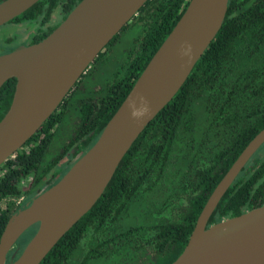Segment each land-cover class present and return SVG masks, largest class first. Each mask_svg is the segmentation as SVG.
Listing matches in <instances>:
<instances>
[{
  "label": "trees",
  "instance_id": "1",
  "mask_svg": "<svg viewBox=\"0 0 264 264\" xmlns=\"http://www.w3.org/2000/svg\"><path fill=\"white\" fill-rule=\"evenodd\" d=\"M4 0H0V3ZM81 0H39L0 27V55L40 42ZM190 0H147L37 132L0 166V236L15 202L53 186L99 138ZM16 79L0 87V120ZM264 128V0H229L223 24L103 194L40 264H172L214 188ZM31 177L32 186L20 182ZM264 204V144L207 227ZM31 226L7 255L16 260ZM18 245L20 249L18 250Z\"/></svg>",
  "mask_w": 264,
  "mask_h": 264
},
{
  "label": "water",
  "instance_id": "2",
  "mask_svg": "<svg viewBox=\"0 0 264 264\" xmlns=\"http://www.w3.org/2000/svg\"><path fill=\"white\" fill-rule=\"evenodd\" d=\"M39 0H4L0 27ZM147 0H81L40 42L0 55V87L16 79L0 120V166L56 110L103 48ZM229 0H190L97 141L49 189L7 221L0 236V264L18 239L38 224L16 260L40 264L57 242L103 194L119 163L144 128L175 96L219 32ZM190 50V51H189ZM188 52L187 55L184 53ZM139 96L150 113L136 120L129 104ZM264 144V128L248 143L212 191L182 253L172 264H264V204L207 227L219 201Z\"/></svg>",
  "mask_w": 264,
  "mask_h": 264
},
{
  "label": "flooded vegetation",
  "instance_id": "3",
  "mask_svg": "<svg viewBox=\"0 0 264 264\" xmlns=\"http://www.w3.org/2000/svg\"><path fill=\"white\" fill-rule=\"evenodd\" d=\"M9 159V158H8ZM25 181H28L27 182V185L24 187V182ZM20 186L22 188V190H24L25 188L28 189L29 187L32 186V180H31V177H28L26 179H23L21 182H20ZM33 193V189H30V191L26 194V195H23L21 196L19 199L16 200L15 202V205L13 207V210L16 211V213H18L20 210H22L28 203H30L34 198H31V195ZM41 194V193H40ZM39 194V195H40ZM38 195V196H39ZM37 197V196H36ZM35 197V198H36ZM15 213V214H16ZM26 246V245H25ZM18 250L21 248L20 245H18ZM24 249V248H23Z\"/></svg>",
  "mask_w": 264,
  "mask_h": 264
},
{
  "label": "clouds",
  "instance_id": "4",
  "mask_svg": "<svg viewBox=\"0 0 264 264\" xmlns=\"http://www.w3.org/2000/svg\"><path fill=\"white\" fill-rule=\"evenodd\" d=\"M184 54L187 55L188 52H185ZM138 99L139 107L136 106L135 102L129 104V108L131 110L130 115L136 120H140L141 118L146 117L150 113V108L146 99L143 96H139Z\"/></svg>",
  "mask_w": 264,
  "mask_h": 264
},
{
  "label": "rangeland",
  "instance_id": "5",
  "mask_svg": "<svg viewBox=\"0 0 264 264\" xmlns=\"http://www.w3.org/2000/svg\"><path fill=\"white\" fill-rule=\"evenodd\" d=\"M0 50H1V49H0ZM27 182H28V181H25V182H24V187L27 185Z\"/></svg>",
  "mask_w": 264,
  "mask_h": 264
}]
</instances>
